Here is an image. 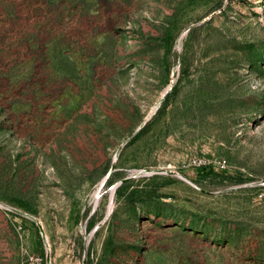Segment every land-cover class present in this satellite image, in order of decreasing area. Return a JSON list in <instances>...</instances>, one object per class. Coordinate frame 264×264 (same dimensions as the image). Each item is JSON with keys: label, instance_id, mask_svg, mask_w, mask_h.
Returning <instances> with one entry per match:
<instances>
[{"label": "rangeland", "instance_id": "obj_1", "mask_svg": "<svg viewBox=\"0 0 264 264\" xmlns=\"http://www.w3.org/2000/svg\"><path fill=\"white\" fill-rule=\"evenodd\" d=\"M0 264H264V0H0Z\"/></svg>", "mask_w": 264, "mask_h": 264}, {"label": "trees", "instance_id": "obj_2", "mask_svg": "<svg viewBox=\"0 0 264 264\" xmlns=\"http://www.w3.org/2000/svg\"><path fill=\"white\" fill-rule=\"evenodd\" d=\"M200 170H203L202 168Z\"/></svg>", "mask_w": 264, "mask_h": 264}]
</instances>
